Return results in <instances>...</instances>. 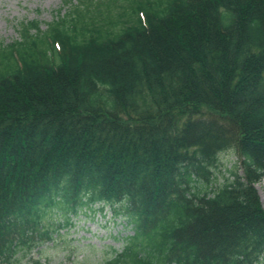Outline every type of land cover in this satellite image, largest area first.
Here are the masks:
<instances>
[{
    "label": "trees",
    "instance_id": "16d2710c",
    "mask_svg": "<svg viewBox=\"0 0 264 264\" xmlns=\"http://www.w3.org/2000/svg\"><path fill=\"white\" fill-rule=\"evenodd\" d=\"M68 5L0 43V264L106 207L103 264H264V0Z\"/></svg>",
    "mask_w": 264,
    "mask_h": 264
},
{
    "label": "rangeland",
    "instance_id": "374dc122",
    "mask_svg": "<svg viewBox=\"0 0 264 264\" xmlns=\"http://www.w3.org/2000/svg\"><path fill=\"white\" fill-rule=\"evenodd\" d=\"M70 1L80 0H0V43L9 44L19 39L21 23L39 21L41 29L46 30L59 10L67 12ZM241 167V159L234 152L223 153L211 188L215 190L232 182L235 173L242 176ZM255 189L264 209V179ZM71 223L59 229L55 241L33 251L43 264H103L104 259L115 257L116 251L121 252L126 237L133 235L125 219L110 207L103 212L81 213ZM29 258L22 259L21 264H28Z\"/></svg>",
    "mask_w": 264,
    "mask_h": 264
}]
</instances>
